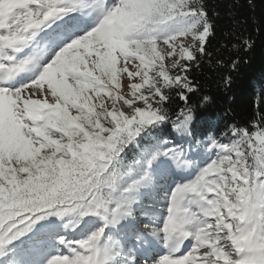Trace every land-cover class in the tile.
<instances>
[{
	"label": "snow or ice",
	"instance_id": "snow-or-ice-1",
	"mask_svg": "<svg viewBox=\"0 0 264 264\" xmlns=\"http://www.w3.org/2000/svg\"><path fill=\"white\" fill-rule=\"evenodd\" d=\"M212 35L203 0H0V264H264V115H196Z\"/></svg>",
	"mask_w": 264,
	"mask_h": 264
},
{
	"label": "trees",
	"instance_id": "trees-1",
	"mask_svg": "<svg viewBox=\"0 0 264 264\" xmlns=\"http://www.w3.org/2000/svg\"><path fill=\"white\" fill-rule=\"evenodd\" d=\"M203 3L214 25V35L206 45L212 56L202 58L198 67L193 65L191 76L200 86L197 96L208 95L211 102L198 108L196 115L200 125L219 124L223 128L228 123L252 128L264 115V0ZM241 37L251 38L249 50L234 47ZM217 60H223L224 65H218ZM232 60L240 61L234 70ZM227 76H231V84L226 86ZM178 103L176 100L172 106Z\"/></svg>",
	"mask_w": 264,
	"mask_h": 264
},
{
	"label": "rangeland",
	"instance_id": "rangeland-1",
	"mask_svg": "<svg viewBox=\"0 0 264 264\" xmlns=\"http://www.w3.org/2000/svg\"><path fill=\"white\" fill-rule=\"evenodd\" d=\"M181 39L185 43V46H188V45H190L192 43L191 39H188V38H181ZM158 50L161 51L162 55H166L167 46L160 44V45H158ZM136 63H138V61H136ZM166 63H168L167 60H166ZM127 84H128L127 75L123 74L121 76V86H120V91L121 92H126L127 91Z\"/></svg>",
	"mask_w": 264,
	"mask_h": 264
}]
</instances>
